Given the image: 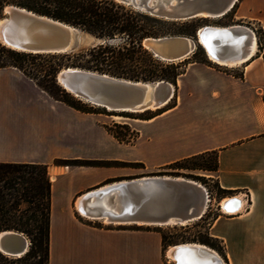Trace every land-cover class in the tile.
<instances>
[{"label":"crops","instance_id":"obj_1","mask_svg":"<svg viewBox=\"0 0 264 264\" xmlns=\"http://www.w3.org/2000/svg\"><path fill=\"white\" fill-rule=\"evenodd\" d=\"M235 18L262 32V47L242 74L189 63L173 108L126 123L138 131L133 145L109 134L99 113L77 111L17 69H0V163L45 165L51 181L48 264H166L160 234L94 227L75 215L83 193L126 176L128 168L64 167L56 160L133 162L155 171L203 154H216L217 170L209 175L217 186L242 200L236 215L214 221L210 236L227 264H264V0L238 1ZM135 148L140 157H124Z\"/></svg>","mask_w":264,"mask_h":264},{"label":"water","instance_id":"obj_2","mask_svg":"<svg viewBox=\"0 0 264 264\" xmlns=\"http://www.w3.org/2000/svg\"><path fill=\"white\" fill-rule=\"evenodd\" d=\"M118 1L157 18L185 21L196 17L223 16L238 0ZM197 34L198 31L196 39L187 35L149 37L143 45L160 60L181 61L190 57L197 44L200 45ZM248 34L254 32L243 25L233 24L224 29L205 27L200 34L203 44L200 46L207 58L209 52L231 58L247 52L245 40L242 42L241 39ZM0 42L7 48L26 53H62L78 49L82 42L95 45L104 40L26 8L6 5L0 17ZM56 82L80 102L107 112L159 110L174 96V87L168 82L131 81L76 68L61 70ZM80 197L84 212L92 214L97 211L95 217H107L111 222L130 225L183 226L200 219L209 203L206 189L199 184L163 176L115 181L87 191ZM237 206L228 208V211H236ZM29 246L30 242L22 233L0 232V253L6 257L20 258L28 252ZM191 249L185 257L187 264H224L218 253L209 247ZM177 258L171 264H177Z\"/></svg>","mask_w":264,"mask_h":264},{"label":"trees","instance_id":"obj_3","mask_svg":"<svg viewBox=\"0 0 264 264\" xmlns=\"http://www.w3.org/2000/svg\"><path fill=\"white\" fill-rule=\"evenodd\" d=\"M6 5L26 8L75 26L104 40L83 49L62 53H26L12 50L0 43V69L7 67L17 69L53 100L83 113L100 112L75 99L57 84L56 76L63 69L76 68L125 80L164 81L172 84L174 98L164 110L155 113L143 112L147 116L141 120L148 121L175 106L177 79L185 73L189 63H207L204 57H195L196 51L182 61H163L156 58L143 45V41L149 37L178 34L193 36L197 30L193 23L194 19L164 20L118 0H0V17ZM237 7L236 3L232 10L235 12ZM260 45L262 47V42ZM262 99L264 102V95ZM105 129L122 144L133 145L138 138V133L132 132L134 135L129 133L131 130L127 124L105 126ZM114 129H121L124 132ZM207 156L214 157V164L199 167L211 172L217 170L216 154L186 158L167 167L180 165L183 161L203 160ZM54 165L143 167L139 163L103 160H56ZM115 181L117 180H109L104 184ZM217 189L219 194L226 195V191L218 186ZM216 219L217 217L214 220ZM50 221L51 181L47 166L0 163V232H19L30 242L28 252L20 258L6 257L0 253V264H48ZM161 237L164 246L165 236L161 235ZM215 241L207 236L201 243L221 255L220 249L214 248ZM221 256L225 259L223 255Z\"/></svg>","mask_w":264,"mask_h":264},{"label":"rangeland","instance_id":"obj_4","mask_svg":"<svg viewBox=\"0 0 264 264\" xmlns=\"http://www.w3.org/2000/svg\"><path fill=\"white\" fill-rule=\"evenodd\" d=\"M238 1H240V0H238ZM238 1L236 2L237 5H238ZM235 12L231 9L228 13H226L225 15L220 16L218 18L196 17V18H194L193 23L196 25V28H197L196 31H198L199 29H201L202 27H205V26L227 27V26H230L233 24L234 25L248 26L255 33L256 41H258L257 45H259V47H261L260 43L262 42V35H261L260 28L257 25L250 27V25H247L246 23H242V22L237 21L235 18ZM178 35H185V34H178ZM187 36H191V35H187ZM191 37L196 39V32ZM1 45H2V43H1ZM88 46H92V45H90L88 42H82L79 45L78 49H83V48H86ZM195 51L197 52V54L195 56L196 58L204 57L207 64H212V61H210L207 58L204 49L199 44H197ZM213 65H217V67L221 68L223 71H226L227 73L235 75V76H239L240 74H242V70H243V64L237 65L236 67H221V65H218L215 63H213ZM174 95H175V92H174ZM173 98H174V96H173ZM83 104H85V103H83ZM86 105L89 107H92L88 104H86ZM167 105L165 107L159 109V111L164 110L167 107ZM93 108H95V107H93ZM96 109L98 112H100L99 113L100 117L106 123L105 126H108V127H113L114 124H126L127 122H132L131 120L142 121L141 119H143L147 116V114H144V113L107 112V111H103V109H100V108H96ZM157 111L158 110H151L152 113H155ZM116 117H120V118H116ZM129 128L131 130V132H129L131 135H134V133H132V132L138 133V131H136L134 127L129 126ZM114 130L119 131V132H124L121 129H114ZM140 155H142V154L138 150V148L126 150V152L124 153V157L127 159L128 158L134 159V158L140 157ZM125 163H133V162H125ZM213 164H214V157L213 156H207L203 160L202 159H195L193 161H183V162H180V165H174V166H171L170 168L166 166V167H163V168L155 170V171H146V170H144L143 165H142L143 167H136V168L121 167V168H128L127 173H126L127 175L124 177L117 178L116 179L117 181L130 180V179H136V178L147 177V176H167V177H171V178L187 179V180L195 181V182H198L199 184H201L202 187H204L208 193L209 203L207 204L204 215L200 219L195 220L193 222H190L186 225H183V226H180V225H176V226H173V225H169V226L116 225V224H108L103 219L84 218L78 210H75V215L83 223H87V224L92 225L94 227L116 228V229L120 228V229L131 230V231L137 232V233H148V234L163 235V236H165V245H164L165 253H167L168 249L170 247L172 248V246H174V245L186 244V243H192V244L196 243V244L204 245L201 243V241L205 240L207 236L209 238L213 239V237L210 236V229H211V227L215 221L214 220L215 217L218 218L220 216H223V214L220 212V209H219V203L221 204V202L225 198L227 199V198L234 196V195L223 196V194H219L215 180L212 177H210V175H209L211 171H207V170H204L201 167H199L200 165L212 166ZM224 216H230V215L224 214ZM213 240H215V239H213ZM28 241H29V239H28ZM213 244L215 246L214 248L220 249V252L222 253L221 255H223L222 246L219 243V241L216 240L215 242H213ZM214 251H216V250H214ZM168 253H169V251H168ZM165 260H166V258H165ZM171 260H173V259L171 258Z\"/></svg>","mask_w":264,"mask_h":264},{"label":"bare ground","instance_id":"obj_5","mask_svg":"<svg viewBox=\"0 0 264 264\" xmlns=\"http://www.w3.org/2000/svg\"><path fill=\"white\" fill-rule=\"evenodd\" d=\"M207 18H218L220 16H206ZM205 27H213V28H220V29H224L226 27H217V26H205ZM205 27H202L201 29L198 30V37H199V42H200V45L202 46V39H201V32L202 30L205 28ZM231 27H241V26H231ZM246 27V26H244ZM244 42V45H245V48L247 50L246 53H244L243 55H237V56H234V57H231V58H224V57H221V56H218V55H215L213 53H208V59L210 61H212L213 63L215 64H218V65H221V67H236L237 65H240V64H243L244 62H247L248 60H252V58L254 57L256 51H257V41H256V37L254 34H251V35H246L244 37H242L241 41ZM248 61V62H249ZM166 106V105H165ZM164 106V107H165ZM163 108V107H161ZM153 110V109H152ZM116 118H120V117H116ZM165 178H169L167 176H163ZM171 178V177H170ZM179 179H182V178H179ZM190 181V180H189ZM192 182H195V181H192ZM197 184H199L198 182H195ZM200 186H202L201 184H199ZM233 200V201H232ZM234 202H238V203H234ZM231 203V204H230ZM241 199L239 197H232V198H225L222 202H221V207L223 208V211L224 212H227V213H230L232 214L233 212H230L228 211V208H234L237 206V204L239 206H241ZM81 198L78 200L77 202V210L80 212V214L84 217V218H88V219H103L106 223L108 224H116V225H130V224H123V223H116V222H111V220L107 217H104V218H100V217H95L97 213V211H93L92 214H88L86 212H84L82 209H81ZM237 206V208L239 207ZM236 209V208H235ZM234 211V210H233ZM235 212V211H234ZM91 215V216H89ZM137 225H146V224H137ZM182 225H185V224H182ZM148 226H153V225H148ZM192 247H198V248H207V246H204V245H201V244H192V243H186V244H179L178 246H172V248L168 249L167 251V257L171 260V258L174 260L175 258H177V255H178V258H177V264H187L185 262V257L187 255V252L190 253V251H192L193 249H191ZM212 264V263H211Z\"/></svg>","mask_w":264,"mask_h":264},{"label":"built area","instance_id":"obj_6","mask_svg":"<svg viewBox=\"0 0 264 264\" xmlns=\"http://www.w3.org/2000/svg\"><path fill=\"white\" fill-rule=\"evenodd\" d=\"M232 197H234V196H232ZM246 197H247V196L244 195V196H243V199H245V201H248ZM241 202H242V200H241ZM241 204H242V203H241ZM240 208H241V206H239V208H238L235 212H233L232 215H236V214L239 212ZM219 209H220V212L224 215L225 213H224V211L222 210V207H221L220 203H219ZM227 215H230V214L227 213ZM218 255H219V254H218ZM219 256H220V255H219ZM165 258H166V263H167V264H171V263H172V260H170V259L167 257L166 253H165ZM220 258H221V257H220ZM221 259L223 260L224 264H227V262L225 261V259H224L223 257H222Z\"/></svg>","mask_w":264,"mask_h":264},{"label":"snow or ice","instance_id":"obj_7","mask_svg":"<svg viewBox=\"0 0 264 264\" xmlns=\"http://www.w3.org/2000/svg\"><path fill=\"white\" fill-rule=\"evenodd\" d=\"M234 203H238V202H234Z\"/></svg>","mask_w":264,"mask_h":264}]
</instances>
